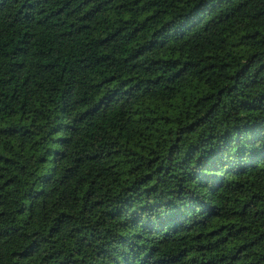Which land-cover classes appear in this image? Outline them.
Wrapping results in <instances>:
<instances>
[{
	"label": "trees",
	"instance_id": "obj_1",
	"mask_svg": "<svg viewBox=\"0 0 264 264\" xmlns=\"http://www.w3.org/2000/svg\"><path fill=\"white\" fill-rule=\"evenodd\" d=\"M0 264H264V0H0Z\"/></svg>",
	"mask_w": 264,
	"mask_h": 264
}]
</instances>
